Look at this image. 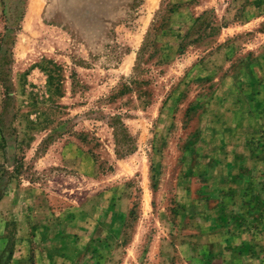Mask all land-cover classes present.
Masks as SVG:
<instances>
[{"label": "rangeland", "instance_id": "rangeland-1", "mask_svg": "<svg viewBox=\"0 0 264 264\" xmlns=\"http://www.w3.org/2000/svg\"><path fill=\"white\" fill-rule=\"evenodd\" d=\"M7 75L0 264H208L182 204L193 156L264 85V0H0Z\"/></svg>", "mask_w": 264, "mask_h": 264}, {"label": "crops", "instance_id": "crops-1", "mask_svg": "<svg viewBox=\"0 0 264 264\" xmlns=\"http://www.w3.org/2000/svg\"><path fill=\"white\" fill-rule=\"evenodd\" d=\"M240 99V112L234 105V110L222 114L227 118L224 143L210 142L216 152L193 156L190 176L204 175L198 190L201 195L182 204V214L189 213L198 222L193 223L194 236L210 243L203 253L208 264H264L259 253L262 250L264 255V151L255 148L260 144H251L264 129V85L259 95H249L244 104ZM259 100L260 120L256 116L257 122L248 124L242 118H249V110H256ZM60 263L70 264V260Z\"/></svg>", "mask_w": 264, "mask_h": 264}, {"label": "trees", "instance_id": "trees-1", "mask_svg": "<svg viewBox=\"0 0 264 264\" xmlns=\"http://www.w3.org/2000/svg\"><path fill=\"white\" fill-rule=\"evenodd\" d=\"M142 0H137V3H141ZM157 16V15H156ZM11 49L9 48V52ZM3 83L4 86V95H5V101H4V107H3V113L7 114L8 107L10 106V103L12 102V97L10 96L11 93V86L8 85L9 79L8 75L6 76V79L0 80ZM5 116V115H4ZM2 115L0 118V125L4 123ZM110 128L113 131V137H114V143L116 147V155L119 156V154L126 155V153L131 151L132 147V137L130 136L126 126L122 122L120 118H113L112 121L109 124ZM1 140L3 141L4 138L1 137ZM48 139H46L47 141ZM11 255V253H10ZM9 255V256H10Z\"/></svg>", "mask_w": 264, "mask_h": 264}]
</instances>
